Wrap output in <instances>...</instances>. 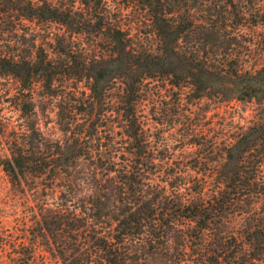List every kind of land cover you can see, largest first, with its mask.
Returning a JSON list of instances; mask_svg holds the SVG:
<instances>
[{
	"label": "trees",
	"instance_id": "trees-1",
	"mask_svg": "<svg viewBox=\"0 0 264 264\" xmlns=\"http://www.w3.org/2000/svg\"><path fill=\"white\" fill-rule=\"evenodd\" d=\"M112 2L0 0V80H13L16 86L12 93L0 82V169L18 188L30 177L40 180L44 189L52 184L61 188L64 185L59 180L71 178L74 162L70 160H90L113 182L119 198L116 210L103 213L107 204L102 199L109 200L112 195H95V200L81 202L84 205L78 208L72 205L71 194L66 196V202H57L62 200L61 194L56 204L43 207L41 218L34 217L33 229L23 223V227L15 226L13 231L0 223V264H46L39 259L41 248H48L54 264H151L152 259L162 260V264H187V259L174 260L170 240L171 234L179 233L175 222L181 218L188 220L186 227H182L185 243L181 254L193 258V264H233L232 259L240 258L239 264L264 263V217L251 209L256 200L264 197V177L259 175L260 165L249 170L242 164L252 150L264 146V118L228 147L221 174L210 187V196L203 197L205 189L201 188L187 197L176 194L172 198L173 193L156 192L151 196L150 190H144L143 168L148 165L139 159L144 147L136 115L141 86L158 77L170 79L175 87L189 84L195 99L222 95L244 103L262 102L264 62L245 66L237 56L233 62V54L228 50L206 51V42L201 43L203 37L197 32L211 34L214 39L220 36L212 21L196 18V7L176 5L172 0H130L128 10L143 5L159 38L158 48L148 49L114 19L118 16L113 17ZM241 18L258 33L256 42L261 43L260 57L264 59V36L257 31L264 26V8L244 12ZM240 22L238 25L243 26ZM53 25L62 26L66 32L56 33ZM73 34L99 35L110 45L109 55L102 59L82 56L79 70L74 72L73 64L80 58L72 55V40L68 39ZM194 39L202 47L194 46ZM254 40L250 43L255 44ZM61 76L89 81L91 99L99 103L106 99L112 83L123 80L125 96L121 110L129 123L126 133L131 148L127 152L135 158L133 163H123L121 169H116L114 159L118 152L103 143L98 127L100 117L89 132L82 131L71 143H47L44 139L35 142L31 133L36 135L37 130L34 126L28 130L34 90L41 85L52 91ZM9 105L16 110L17 120L5 114ZM112 173L116 176L109 177ZM184 189L189 191L190 187ZM240 214H246V219L238 235L221 233V229L216 231L210 225L228 222ZM44 237L53 242L38 241Z\"/></svg>",
	"mask_w": 264,
	"mask_h": 264
},
{
	"label": "rangeland",
	"instance_id": "rangeland-1",
	"mask_svg": "<svg viewBox=\"0 0 264 264\" xmlns=\"http://www.w3.org/2000/svg\"><path fill=\"white\" fill-rule=\"evenodd\" d=\"M112 1L113 17L114 15L118 16L114 19H117L119 24L121 23L123 29L136 39H141L148 49L158 48L159 38L154 33L150 17L143 5L138 4L136 8L128 10L127 4L130 0ZM232 1L234 4H231V0H172L176 5L196 7L198 20L208 19L209 22L212 21L211 23L215 24L216 32L219 33L220 38L214 39L211 34L197 32L203 37L201 43L206 42V51L224 53L228 50L233 54L230 57L233 62L237 56L245 66L261 64L264 59L260 57L261 43L256 42L258 33L256 34L253 26L245 23L246 20L244 21L241 15L244 12L251 13L255 9L264 8V0ZM228 17L231 20L225 22V18ZM240 21L243 23L240 25L243 26L238 25L241 23ZM249 21L252 22V20ZM52 27L56 33L66 32V29L60 25ZM257 31L264 36V26H261ZM67 33L69 32L67 31ZM254 38L255 44L250 43ZM70 39L72 40V55L80 58L77 63L73 64L74 72L79 70L78 66L81 65L82 56L87 59H102L109 55L110 45L102 41L97 34H73L68 40ZM232 39L236 40L229 44L228 40ZM194 42V46L202 47L196 39ZM184 46L186 47V45ZM238 59L237 61H239ZM0 82L4 89L14 92L16 86L13 80L1 79ZM90 95L89 81L72 77L63 78L61 76L55 82L52 91L37 85L33 94L32 109L28 110V130L34 126L38 134L31 133V136L34 137L36 143L44 139L47 143L68 144L72 142L74 136L79 135L82 131H88L100 117L98 127L100 126L99 133L103 138V143L107 142L111 151L115 153L117 150L118 152L114 159L117 165L116 169H121L123 163L129 161L133 163L135 158L127 152L129 151L127 149L131 148V140L126 133V124L129 123L125 122L121 110L123 107L121 101L125 96L123 80L119 79L112 83L107 91V97L102 103L91 99ZM229 95L231 96V93ZM93 105L94 110L92 109ZM7 108H9L5 110L7 117L17 120L16 110L10 108V105ZM136 115L144 147L139 159L148 165L143 168L144 190H150L151 196L156 192L173 193L171 197L174 198L176 194H183L187 197L189 193L202 188L205 189L203 197L207 198L212 191L210 187L213 188L214 181L221 174L220 170L226 161L228 147L241 134L264 118V100L244 103L231 100V98L230 100L225 99L222 95L195 99L189 84L175 87L171 84L170 79L158 77L148 80L141 86ZM0 148L2 149V147ZM246 157L242 164L245 163L249 170L260 165L259 175L264 177V146L252 150ZM73 162L70 180H59V184L64 185L61 188H55L52 184L49 188L44 189L40 180L35 181L31 177L23 183L22 188H18L11 184L9 177L0 169L1 226L13 230L15 229L13 227H23V223H27L33 229L36 227L33 224L34 217L41 218L43 207L47 204L51 206V203L56 204L55 200L61 194L62 200L58 199L57 202H66V196L71 194L74 197L72 205H76L78 208L84 205L81 202L88 203L90 200H95V195L106 197L112 195L109 200L103 197L102 201L107 204L103 213L108 210H116L115 207L119 206V198L116 196L118 193L113 182L105 177L103 171L97 170L90 160L73 158L70 163ZM243 175L250 176L251 174ZM115 176L116 174L112 173L109 177ZM204 181L207 184L204 185ZM180 187H183L182 190L176 192ZM184 187L187 189L190 187L191 192L190 190L186 191ZM151 196L149 197L152 198ZM67 199L70 200V196ZM251 209L264 217V197L256 200ZM94 211L98 212V209ZM245 219L246 214H240L233 216L228 222L210 225L216 231L221 229V233L225 231L238 235L245 224ZM187 221L185 218L176 220V226H174L179 233L171 234L170 240L172 252L175 253L174 260L187 259L185 263L193 264V258L181 254L183 243H185L182 238L184 232L182 227H186ZM179 236L182 239H179ZM38 241L53 242L52 238L46 237L38 238ZM228 241L230 243L233 240ZM173 245H177V247ZM234 245L236 248V243ZM231 247L230 255L233 257L231 252L234 251V247L233 245ZM188 250L191 252L190 248ZM39 259L45 260L46 264H54L48 248L47 251L43 248L40 249ZM239 260L241 261L242 258ZM239 260L232 259V263L239 264ZM162 262V260L154 261L152 259L151 264H162ZM165 264H172V262Z\"/></svg>",
	"mask_w": 264,
	"mask_h": 264
},
{
	"label": "water",
	"instance_id": "water-1",
	"mask_svg": "<svg viewBox=\"0 0 264 264\" xmlns=\"http://www.w3.org/2000/svg\"><path fill=\"white\" fill-rule=\"evenodd\" d=\"M247 90H248V91H251V89H250V88H247Z\"/></svg>",
	"mask_w": 264,
	"mask_h": 264
}]
</instances>
